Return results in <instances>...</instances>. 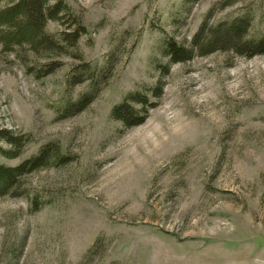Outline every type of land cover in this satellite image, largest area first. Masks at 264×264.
<instances>
[{"label":"rangeland","instance_id":"obj_1","mask_svg":"<svg viewBox=\"0 0 264 264\" xmlns=\"http://www.w3.org/2000/svg\"><path fill=\"white\" fill-rule=\"evenodd\" d=\"M60 1L85 28L75 47L0 50V131L19 139L0 137V164L47 145L69 157L48 152L0 197V264H264V54L175 64L164 49L242 18L241 42L264 38V0ZM130 93L155 106L127 129L111 110ZM85 94V110L64 111Z\"/></svg>","mask_w":264,"mask_h":264},{"label":"trees","instance_id":"obj_2","mask_svg":"<svg viewBox=\"0 0 264 264\" xmlns=\"http://www.w3.org/2000/svg\"><path fill=\"white\" fill-rule=\"evenodd\" d=\"M186 1L194 3L196 0ZM69 10L67 5L60 0H13L9 5L0 9V50L4 53H14L16 50L26 47L36 54L49 55L60 54L66 47H75L85 28L79 17L72 16ZM66 17L71 18L70 24L67 20L63 22ZM50 22H57L63 26L58 36L59 39H53L47 34L46 26ZM248 26L249 21L245 18L236 19L223 24L220 28L216 27L210 30L206 35L204 31L206 23H203L193 37L189 48L177 44L172 38H167L164 46L165 54L170 62L175 64L184 63L195 55L206 56L216 50L228 49L245 58L264 54L263 37L255 36L248 42H241L240 38ZM232 43L235 44L232 45ZM58 67L59 65L50 62L41 64L39 67L33 66L31 71L36 73L37 78H44L55 72ZM83 71L82 73H84ZM155 89L152 96L158 98L162 88L158 86ZM92 99V94L80 96L75 102L68 103L64 111L80 113L89 106ZM134 105H138L140 108L136 109ZM154 106L155 104L149 102L146 95L130 93L111 110V117L128 129L141 125L145 120L147 109ZM0 137L6 139L13 147L19 144V139L9 138V134L5 131H0ZM48 152H52L56 165H64L69 161V157L62 154L59 148L53 149L51 145H47L41 148L36 156L14 167L0 164V197L17 195L20 178L44 166L45 155ZM4 156L17 158L18 154L15 153V150H11L5 152Z\"/></svg>","mask_w":264,"mask_h":264}]
</instances>
